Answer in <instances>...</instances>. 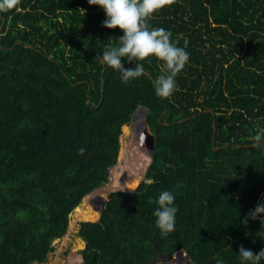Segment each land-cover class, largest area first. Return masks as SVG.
Returning <instances> with one entry per match:
<instances>
[{"label":"trees","instance_id":"16d2710c","mask_svg":"<svg viewBox=\"0 0 264 264\" xmlns=\"http://www.w3.org/2000/svg\"><path fill=\"white\" fill-rule=\"evenodd\" d=\"M105 18L88 0L0 8V264L45 263L74 210L82 264H241L240 245L264 247L261 218L242 222L264 200V0H163L147 23L189 52L168 98L155 57L127 83L95 59L122 35ZM105 185L97 220L85 197ZM163 189L178 209L166 235Z\"/></svg>","mask_w":264,"mask_h":264},{"label":"clouds","instance_id":"9594fccd","mask_svg":"<svg viewBox=\"0 0 264 264\" xmlns=\"http://www.w3.org/2000/svg\"><path fill=\"white\" fill-rule=\"evenodd\" d=\"M13 3L14 0H0V8H9ZM88 3L99 6L105 13L103 27L119 28L122 31L118 38L119 43L102 49L95 59L118 72L121 82L127 83L146 75L141 61L155 57L160 62V73L151 80L155 95L168 98L178 90L176 77L189 61V52L186 50L188 41L185 39V46H179L172 39L170 31L163 27H152L147 23L161 7L163 0H88ZM126 62L132 66L126 67ZM84 151V148L78 149L81 154ZM177 211L174 192L169 189L160 190L155 198L152 215L161 235H166L174 229ZM258 217L261 218L262 224L264 200L250 209L242 222L246 224L249 219L256 220ZM237 254L241 264L264 262V247L254 253L240 245Z\"/></svg>","mask_w":264,"mask_h":264},{"label":"rangeland","instance_id":"374dc122","mask_svg":"<svg viewBox=\"0 0 264 264\" xmlns=\"http://www.w3.org/2000/svg\"><path fill=\"white\" fill-rule=\"evenodd\" d=\"M141 109H142L141 110L142 111V117H143V120L145 122L144 124L147 125V122H146L147 113H146L144 108H141ZM132 122H133V118L131 119L129 127L132 129V132L134 133V130L132 128L133 127V123ZM126 126L127 125H124L122 127V134H121V137H120V153L122 151L121 145H122V139H123L122 136H123V134L129 135L130 139L135 142V138L127 130ZM124 144H127V140L126 139H124ZM148 149H149V152L151 154V150L152 149L150 147L149 141H148ZM120 153H119V155H120ZM151 162L152 161L149 162L148 167L150 166ZM118 164H119V158H118V163L110 169V176H111L110 177V181L112 179V172H113V170L116 168V166ZM147 170H148V168H147ZM144 177H145V175L139 181L138 186L143 181ZM110 181H109V183H110ZM107 185L95 190L94 192L89 194L87 197H85V198H87L89 204L91 205V207L93 209H96V210L100 211V209L102 208V203H103V201H102V203H99L100 200H101L100 198H102L101 196L102 195H106V199H107L108 195L111 192L116 191V190H110L107 187ZM76 221H77V219L75 217V210H74L72 212V214L70 215L69 226H68V230H67L66 234L63 237H61L60 239H57V240H55L53 242L52 245H53L54 249L49 254V256L47 258V261L45 263H43V264H82L81 251L85 248L86 244L82 248H80L76 252H74V250L76 249V244L78 243V240L80 239L78 234H79V229H80V226H81V223H82L80 221L79 222H76ZM35 264H37V263H35ZM158 264H171V263H169V262H159ZM183 264H188V263L184 262Z\"/></svg>","mask_w":264,"mask_h":264},{"label":"water","instance_id":"95a60500","mask_svg":"<svg viewBox=\"0 0 264 264\" xmlns=\"http://www.w3.org/2000/svg\"><path fill=\"white\" fill-rule=\"evenodd\" d=\"M141 108H143V107H139L138 109H141ZM137 109V110H138ZM145 109V108H144ZM145 111H146V113H147V109H145ZM135 114V113H134ZM134 114L132 115V118H133V116H134ZM146 122H147V120H146ZM147 127H148V124H147ZM155 139H156V137H155V135H153L152 133H151V138H150V140H149V144H150V147H151V156H153V153H154V150H155ZM113 167V166H112ZM111 167V168H112ZM122 191H125V192H129V191H134V190H122ZM106 201H107V199L106 200H103V203H102V208L100 209V216H101V210L105 207V204H106ZM100 216H99V219H100ZM98 219V220H99ZM82 262H83V260H82Z\"/></svg>","mask_w":264,"mask_h":264},{"label":"bare ground","instance_id":"6f19581e","mask_svg":"<svg viewBox=\"0 0 264 264\" xmlns=\"http://www.w3.org/2000/svg\"><path fill=\"white\" fill-rule=\"evenodd\" d=\"M119 153H120V152H119ZM99 216H100V215H99ZM98 219H99V218H98ZM98 219H97V220H98ZM97 220H96V221H97ZM83 222H86V221H83ZM91 222H92V221H91Z\"/></svg>","mask_w":264,"mask_h":264}]
</instances>
